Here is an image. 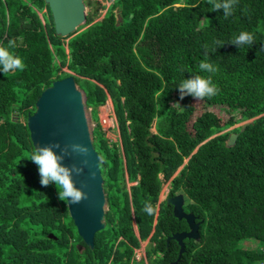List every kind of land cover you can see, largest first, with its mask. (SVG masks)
<instances>
[{"label": "trees", "instance_id": "obj_1", "mask_svg": "<svg viewBox=\"0 0 264 264\" xmlns=\"http://www.w3.org/2000/svg\"><path fill=\"white\" fill-rule=\"evenodd\" d=\"M110 1L100 20L88 13L62 36L46 0H0V45L15 39L9 51L25 64L0 71V264H144L136 258L143 241L150 264H264V0H239L227 19L207 0ZM242 31L254 34L253 46L230 43ZM204 45L220 92L201 101L240 115L233 121L245 127L219 133L212 114L194 118L196 99H181L182 80L209 75L198 67ZM72 73L96 122L109 206L94 248L56 185H41L21 120L47 86ZM109 97L121 145L100 123ZM165 183L200 223L199 240L186 238L180 259V244L168 237L189 225L168 198L159 201ZM146 201L154 215L143 212Z\"/></svg>", "mask_w": 264, "mask_h": 264}, {"label": "water", "instance_id": "obj_2", "mask_svg": "<svg viewBox=\"0 0 264 264\" xmlns=\"http://www.w3.org/2000/svg\"><path fill=\"white\" fill-rule=\"evenodd\" d=\"M46 2L51 8L58 34L68 36L80 25L86 23L85 0H46ZM27 124L34 147L52 142H59L62 146L74 144L87 146V155L73 152L64 163L84 167L83 174L75 176L74 179L77 186L88 194V198L79 204L68 205V207L80 236L88 246L94 248L96 233L106 227L107 196L100 168L101 158L95 148L93 132L89 125L86 95L77 84L73 74L54 80L52 85L43 90L36 101V110L27 117ZM238 136L236 132L231 133L227 140L228 145L233 146ZM85 160H87V165L83 164ZM168 203L173 205L174 215L179 219H185L189 225V230L177 232L168 237V240L173 238L180 244L178 257L180 259L186 248L185 239L199 240L200 223L193 212L185 210L184 194L169 196ZM52 236L50 234V237ZM176 263L177 261L172 264Z\"/></svg>", "mask_w": 264, "mask_h": 264}, {"label": "clouds", "instance_id": "obj_3", "mask_svg": "<svg viewBox=\"0 0 264 264\" xmlns=\"http://www.w3.org/2000/svg\"><path fill=\"white\" fill-rule=\"evenodd\" d=\"M207 2L213 6V11L223 8V17L227 19L234 14L235 6L239 3V0H224L223 3L217 2V0H207ZM19 39L22 40L23 38L20 37ZM217 43L223 47L221 42L217 41ZM230 43L235 44L240 49L245 45L251 47L255 43V36L248 31H242ZM15 47H17L15 39L9 41L7 48L0 45V71L5 76L17 70L22 71L25 68L23 60L9 51V49ZM204 48L206 50L204 59L199 62L198 67L201 72L209 73V75L198 74L192 76V78L182 80L177 87L181 99L191 95L198 101L210 100L220 92L218 85L213 82V75L219 72V67L209 61L208 46L204 45ZM73 152L87 155L88 148L80 144L62 146L59 142H52L35 147L28 158L38 166L41 185L48 187L54 183L58 189V198L64 201L66 205L79 204L88 198V194L77 186V182L74 179L75 176L83 174L84 167L77 164L67 165L64 163L65 159L70 158ZM83 164L87 165V160L83 161ZM156 211V207L150 201L145 202L143 212L148 215H154Z\"/></svg>", "mask_w": 264, "mask_h": 264}, {"label": "rangeland", "instance_id": "obj_4", "mask_svg": "<svg viewBox=\"0 0 264 264\" xmlns=\"http://www.w3.org/2000/svg\"><path fill=\"white\" fill-rule=\"evenodd\" d=\"M110 4H111L110 0H95V1L93 0V3L91 5L86 6V12H87V14L90 13V15L96 17L95 21H97L103 17V15L106 13L108 6ZM65 70H67V69H65ZM73 75H75V74H73ZM195 105H196V111H195L194 118H196L197 116H201L203 114L206 118H209V116L212 114L215 117L214 124L217 125L218 127L223 126V127H221L222 129L220 131H218L219 133H222L224 131H232L236 127H239L240 125L246 123V122H235L236 121L235 119L237 117H240V115L230 113L221 107L207 106V105H205L204 102L198 101V100H195ZM34 111H35V109L31 108V113H29V114L34 113ZM99 112H100L99 113L100 123L102 124L104 130L106 131L107 136L111 140L118 141L121 145V136H120V130L118 127V120H117V116L115 113L113 101L110 97L107 100L106 104L100 107ZM87 115L89 118L90 128H91V130H93V128L96 125V122L92 119L91 108H87ZM27 117H28V114H25L23 117H21V120L25 122L27 120ZM106 117L109 119V124H106L104 122ZM233 120H235V121H233ZM231 121H232V123L228 124ZM113 122H115V126H114ZM192 122H191V125H192ZM112 124H113V126H112ZM226 124H228V125H226ZM107 125H110V126L108 127ZM161 177H162V175H161ZM134 183L135 182L129 181L128 185L130 186ZM168 193H169V187L167 186V184H165L159 201L166 199V197L168 196ZM108 208H109V206L106 203V205H105L106 211L108 210ZM147 246H148V241H143L141 243V246L136 249V255L138 254V251H139L140 256H141V258L140 259L137 258V260L143 259L145 261L144 264H150L148 258H146L145 249Z\"/></svg>", "mask_w": 264, "mask_h": 264}, {"label": "built area", "instance_id": "obj_5", "mask_svg": "<svg viewBox=\"0 0 264 264\" xmlns=\"http://www.w3.org/2000/svg\"><path fill=\"white\" fill-rule=\"evenodd\" d=\"M104 122H105L106 124H109V119L106 117ZM102 123H103V122H102ZM113 123H114V126H115V122H113ZM107 126L109 127L110 125H107ZM112 126H113V124H112ZM118 127H119V124H118ZM136 258H138V259L141 258L139 251H138V254L136 255Z\"/></svg>", "mask_w": 264, "mask_h": 264}, {"label": "crops", "instance_id": "obj_6", "mask_svg": "<svg viewBox=\"0 0 264 264\" xmlns=\"http://www.w3.org/2000/svg\"><path fill=\"white\" fill-rule=\"evenodd\" d=\"M165 184H167V186L169 187V183H165ZM165 184H164V185H165ZM163 188H164V187H163ZM162 191H163V190H162ZM168 194H169V193H168ZM174 196H175V195H174ZM168 197H169V196H167L166 198H168ZM160 202H161V201H160Z\"/></svg>", "mask_w": 264, "mask_h": 264}]
</instances>
